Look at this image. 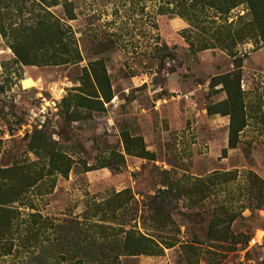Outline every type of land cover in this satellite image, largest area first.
Here are the masks:
<instances>
[{
	"label": "rangeland",
	"instance_id": "rangeland-1",
	"mask_svg": "<svg viewBox=\"0 0 264 264\" xmlns=\"http://www.w3.org/2000/svg\"><path fill=\"white\" fill-rule=\"evenodd\" d=\"M175 1L1 0L0 183L17 221L0 264H264V37L197 50L245 5L197 25ZM43 15L66 49L18 62L10 44L40 43L23 29ZM33 213L62 245H18ZM139 235L157 254L125 255Z\"/></svg>",
	"mask_w": 264,
	"mask_h": 264
},
{
	"label": "trees",
	"instance_id": "trees-1",
	"mask_svg": "<svg viewBox=\"0 0 264 264\" xmlns=\"http://www.w3.org/2000/svg\"><path fill=\"white\" fill-rule=\"evenodd\" d=\"M10 1V0H9ZM33 1V0H32ZM40 4L45 7L52 6L57 4V0H36ZM1 2V0H0ZM174 3V2H171ZM245 5L246 13L237 16V26H233V21L227 22V19H223L224 23L220 24L214 38H212V42L208 43L206 39H201L196 46L197 50H204L208 48L218 47L221 50L229 51L235 47V45L239 42L245 41L248 35H258L264 37V0H178L175 1L173 8H179V14L184 16L185 18H191L192 21L198 23L206 21V13L208 10H213L215 13L219 14L220 17L227 16V14L234 8L239 5ZM48 13V12H47ZM57 23L51 22L50 19L43 15L42 17H37L34 20V24L27 25L24 27V32H28V36L31 34L33 36V40L36 42L40 40V43L28 44V37H15L13 43L10 44L11 49L15 53L18 62H22L23 64H37L39 63L36 57V53L38 50L43 48L41 44L46 41V45L53 46V44H60L59 46L66 49V44L62 42V36L64 32L60 29L59 25H55ZM4 29L1 26V33L3 36ZM27 35V34H26ZM188 37V36H187ZM22 45L24 48H22ZM43 45V44H42ZM194 43L190 41V47H193ZM51 57L53 54H50ZM57 60V59H56ZM59 60V59H58ZM61 60V59H60ZM68 61V60H64ZM53 64H57L54 62ZM237 131V130H236ZM5 183H0V254H10L11 248L13 246V239L11 238V234L13 233L14 224L17 221L16 211L14 209L7 206L12 200H9L5 196L6 193H3V187ZM21 191L16 192V196L19 195ZM29 220H27L26 225V233L25 236L21 239V242L18 244L23 250L28 252H33L35 247L38 245H43L45 242H53L55 243L56 249L58 246L62 245L64 241L58 239V234L60 233V227L53 222H50L47 218L41 217L37 213L30 214ZM102 227V226H101ZM47 230H50L48 234H45ZM55 234L51 239L50 235ZM129 238V233L127 235ZM135 238V242L137 249H131V245L124 246L125 255H134L139 253H147V254H157V251L154 250L157 247L156 244L153 243V240L149 237H145L143 235H139ZM67 242V240H65ZM69 243V242H68ZM142 245V246H141ZM72 247H77V243L74 242ZM84 248V247H82ZM54 251V250H53ZM69 251V250H68ZM53 252H51L52 255ZM84 254H88L83 252ZM83 254V255H84ZM44 255H41V258H44ZM55 263L60 264L64 260L62 257L61 262L55 258L53 260ZM47 262V261H46ZM51 262V261H48ZM81 263V262H78Z\"/></svg>",
	"mask_w": 264,
	"mask_h": 264
},
{
	"label": "crops",
	"instance_id": "crops-1",
	"mask_svg": "<svg viewBox=\"0 0 264 264\" xmlns=\"http://www.w3.org/2000/svg\"><path fill=\"white\" fill-rule=\"evenodd\" d=\"M29 77H25V79H28Z\"/></svg>",
	"mask_w": 264,
	"mask_h": 264
}]
</instances>
